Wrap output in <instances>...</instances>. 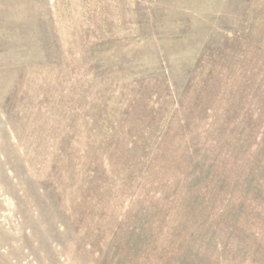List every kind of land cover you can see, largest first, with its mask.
Returning <instances> with one entry per match:
<instances>
[{
    "label": "rangeland",
    "instance_id": "obj_1",
    "mask_svg": "<svg viewBox=\"0 0 264 264\" xmlns=\"http://www.w3.org/2000/svg\"><path fill=\"white\" fill-rule=\"evenodd\" d=\"M250 163L264 0H0V264H264Z\"/></svg>",
    "mask_w": 264,
    "mask_h": 264
},
{
    "label": "trees",
    "instance_id": "obj_2",
    "mask_svg": "<svg viewBox=\"0 0 264 264\" xmlns=\"http://www.w3.org/2000/svg\"><path fill=\"white\" fill-rule=\"evenodd\" d=\"M151 135H154V132L150 131ZM241 151H244L246 154V149L241 147ZM258 166H253V164L250 163L249 171L247 173L246 169L243 167L238 171L237 175V187L240 186L242 183L247 184V193L244 196H237V206H239L245 213V217L243 218V221L241 225L239 226L241 228V234H239V239H237V248H242L246 250L247 255H250L249 258L256 261L255 257H261L264 259V237L263 238H251L248 240L244 239V236L251 234L255 230H251V226H249L247 223L248 221L254 216V213L256 212V208L252 202V200L249 197V192L252 190L254 193L263 191L264 190V164L258 163ZM262 173L260 179L259 175ZM242 179V180H241ZM257 181H259L257 183ZM240 182V183H239ZM176 204V202H174ZM164 213L166 210H162ZM170 212V210H168ZM190 213V212H189ZM138 217V216H137ZM258 224L260 225V221H258ZM191 227L194 226V222L190 223ZM179 228V224L177 225V220L174 222V231H177ZM164 232L168 234L169 232L166 230V228H163ZM260 231V230H259ZM257 232V231H255ZM261 233H264V221L261 227ZM148 240V239H146ZM201 240V239H200ZM191 237H188V245L192 250L191 246ZM158 249H160V246H157ZM167 250V257L169 258L174 249H171L168 247ZM191 251L189 252V254ZM188 254V255H189ZM182 260H184L185 256H180ZM249 264H255L253 262H250Z\"/></svg>",
    "mask_w": 264,
    "mask_h": 264
}]
</instances>
